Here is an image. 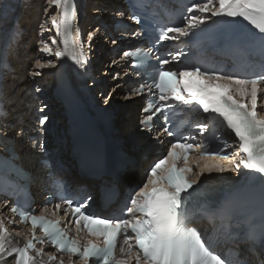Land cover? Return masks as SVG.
Instances as JSON below:
<instances>
[{"label":"snow or ice","instance_id":"1","mask_svg":"<svg viewBox=\"0 0 264 264\" xmlns=\"http://www.w3.org/2000/svg\"><path fill=\"white\" fill-rule=\"evenodd\" d=\"M46 2L55 14L49 17L52 28H43L42 32L55 29L56 36L66 37L77 13L75 0ZM130 7L132 19L148 34L146 39L152 48L159 50L158 46L170 41L196 47L200 37L211 33L212 39L224 49L231 48L249 57V63L259 67V74L249 73L248 78H241L240 67L207 66L198 57H188L180 45L175 51H167L169 58L156 56L155 62L152 48L124 51L121 59L133 60L136 74L143 72L146 77L134 94L148 92L153 97L143 108L147 115L140 125L145 131L152 130L154 117H162L168 125L169 110L178 107L207 114L205 120L194 125L196 135H182L163 127V133L175 137L174 142H170L162 158L153 162L144 182L133 189L117 215L102 217L90 212L91 196L83 202H74L64 181L50 173L54 195L67 205L65 217L71 214L69 222H74L76 235H69L61 227L63 218L50 219L45 215L47 208L37 215L34 209L13 205L10 211L19 215L20 222L30 223L31 237L26 236L20 246L0 217V261L4 264H264V226L232 231V225H222L220 235L232 250L228 255L217 252L212 238L206 241L196 228L189 226L198 215L192 207L200 191L196 185L206 172L246 169L260 174L259 179L264 181V0H194L180 21L167 23L145 15L146 9L137 11L135 3ZM95 36L96 31L89 33L88 41ZM56 43L53 38L51 45ZM63 43V50L58 47L53 50L49 43H42L39 52L52 59L37 60L34 68L38 71H33L32 76L57 68V60L62 61L61 67L66 60L80 69L85 67L83 45L78 50L75 43L69 46L66 38ZM182 57L185 62L179 70L166 68L173 62L179 65ZM47 119L46 115L42 116L40 124H45ZM221 126L234 134L235 146L219 132ZM196 136L201 142H197ZM0 137H4L2 131ZM213 142L219 146L213 147ZM229 148L231 153L227 152ZM221 161H227V166ZM45 166L52 167L47 162ZM61 207L62 204H56L52 215ZM9 223L17 222L9 219ZM38 228L43 236L36 235ZM81 232L85 233L84 237ZM20 235L16 232V236ZM45 243H50L55 252L45 254L43 247H36ZM64 256L68 257L67 261Z\"/></svg>","mask_w":264,"mask_h":264},{"label":"rangeland","instance_id":"2","mask_svg":"<svg viewBox=\"0 0 264 264\" xmlns=\"http://www.w3.org/2000/svg\"><path fill=\"white\" fill-rule=\"evenodd\" d=\"M83 1H84L83 2L84 10L87 12H90L88 14V17H90V19H92L93 21L86 19L87 15L85 12V19H86L84 21L85 24L83 22L84 18L82 20H79V22L81 23L80 26L82 28L80 30L79 35H81L83 46H88L90 44V42L93 41L92 40V41L88 42V34L93 32V31H96V36L94 37L96 40L94 41V44L92 45V47L94 49L95 48L94 46H96L97 51L93 53V57H94V59H97V65H99L100 70L102 69L100 71V73L105 76L106 85L107 86H111V85L115 86V89H112L110 91V94H112V92L115 94L116 100L113 102V104L114 105L117 104V106L119 108L118 118H117L116 122L119 125V127L123 130V132H126L129 129H126L127 127H125L121 124V119H119L121 112L126 110L127 108H129V106L139 105L140 102H139V100H131V101L127 100V97L125 96V91H123L119 87V85H121L122 81L120 79L119 80L115 79L117 74H119V72H117V70H119V69H117L116 72H114V71L109 72V71H107V70H109V67H107V69L104 68L105 64L110 65L112 62V60L109 59V57H110L109 48L112 45V42H111L112 38L109 41L108 40L109 37L107 35L108 32L107 31L106 32L100 31V29L102 27L101 26L102 23L103 24H110V23L114 22L113 21L114 20V14H116L117 11L119 12L118 6L124 7V5H121L120 1H118V0H90L91 2L89 0H83ZM33 2L36 4L35 7L39 6V8L36 7V9L33 10L32 5L30 6V4H32ZM40 2H41V4H40ZM0 4H1V8H0L1 14L0 15L2 16L4 14V11L7 9V6H9V5H8V3H6V0H4V5H3V0H0ZM88 4H90L89 5L90 8H87ZM15 5H16V7L13 6L12 11H15V14H17L15 16L19 18L18 29L20 31V34H22V37L25 36V39H26L25 45L27 46V49H26V54H24V56H20V53H21L20 51H19V55H18V53L15 54V56H18L19 59L14 60L12 57V66L14 68V73L16 72L17 74H19V72H21L20 70H25V74L23 75L24 78L21 77L17 80V81H19V84L21 86H24V84H26L27 86H32L31 83H28V80H29L28 76H31L30 73H32L33 71H36L37 69H31V66L29 67V62L25 61V60L23 61L22 57L26 56V57H29V59L32 57L31 58L32 60L30 62L33 64V62H34L33 59L37 56L36 46H37L38 38H36L34 45L31 44V39H34V34L36 32L37 33L35 34V36L38 34L37 37H39V32H40L39 31V28H40L39 25L44 24L43 23L44 21H45V24H44V26L41 27V29L43 27L45 28V27H49L51 25L49 17L52 15V13H50V12H54L53 14H55V10L53 9L52 6L47 4L46 0H28V1L27 0H17V3ZM3 6H4V10H2ZM27 6H30V7H27ZM105 7H109L110 10H113L114 12L109 13L107 11V8H105ZM82 8H83V6H82ZM9 9H10V6H9ZM27 10H28V12H26ZM23 19H25V20H23ZM32 19L36 20V23H37V25H36L37 29L35 31H31V27L29 28V26H28V21L31 22V21H33ZM1 24H3V25H1ZM4 26H5V28H4ZM20 26L22 27L21 30H20ZM50 27H52V26H50ZM112 27L113 26H111L110 29ZM13 29H15L14 21H8V20L5 21V18H4V20L2 19L0 21V48L2 47L0 50V58L3 57V59H5V60H3L2 62H8L9 64L11 62L10 61L11 59H9L10 58L9 51L11 52L12 49L10 48V50H7L6 52H4V51L6 50V46L8 44V40L10 38V34H11ZM25 33H26V35H25ZM17 38L20 39L21 37L19 38V36H17ZM17 38H15V39H17ZM107 40H108V42H107ZM90 46H91V44H90ZM53 50H54V48H53ZM3 53H4V55H3ZM7 55H8V58H7ZM21 63H22V65H21ZM112 64H113V62H112ZM106 73L108 76L105 75ZM119 78H121V77L119 76ZM9 85H7V87H5V90H6L5 92H7V94H10L12 91V89H9V90H11L9 92V90H8ZM13 89L16 90L15 87H13ZM108 92L109 91L105 92L104 95L102 97H100V101H99L100 105H102V103H104L107 100L106 98L108 96ZM12 103L17 104L18 102H12ZM119 113H120V115H119ZM122 126H123V128H122ZM138 130H139V127H137L136 131L139 132ZM139 133H141V132H139Z\"/></svg>","mask_w":264,"mask_h":264},{"label":"bare ground","instance_id":"3","mask_svg":"<svg viewBox=\"0 0 264 264\" xmlns=\"http://www.w3.org/2000/svg\"><path fill=\"white\" fill-rule=\"evenodd\" d=\"M28 1V0H27ZM81 1L82 0H78V3H77V5H76V7H77V13L76 14H78L79 12H80V10L82 9V4H81ZM90 1V0H89ZM91 2V1H90ZM93 2V1H92ZM6 3H8V5L10 6V9H9V6H7V9L4 11V14L1 16L0 15V21L3 19L4 20V18H5V21L6 20H8V21H14V18H16V16L15 15H17V14H15V11H12V7L14 6V7H16V3H17V0H6ZM89 3V2H88ZM40 4H41V2H40ZM102 4V3H101ZM3 5H4V0H3ZM32 5V9L33 10H35L36 9V7H38L39 8V6H36L35 7V3L33 2L32 4H30V6ZM89 5L90 4H88L87 5V8H90L89 7ZM107 5V4H106ZM114 5V4H113ZM30 6H27V7H30ZM0 8H1V4H0ZM29 9V8H28ZM2 10H4V6L2 7ZM26 12H28V10L26 11ZM32 12V11H31ZM86 12V15H87V18L86 19H89L90 21H93L92 19H90V17H88V14L90 13V12H87V11H85ZM33 13V12H32ZM1 14V13H0ZM24 14V13H23ZM92 18V17H91ZM83 19V18H82ZM85 18L83 19V22L86 20ZM23 20H25V19H23ZM33 20V19H32ZM128 21H129V19H127ZM88 21V20H87ZM77 22H79V20H77ZM2 23V22H1ZM4 24V23H3ZM3 24H1V25H3ZM51 24V23H50ZM84 24H85V22H84ZM36 25H37V23H36V20H33V21H31V22H29L28 21V26H29V28L31 27V31H35L36 29H37V27H36ZM14 26H15V24H14ZM27 26V27H28ZM51 26V25H50ZM4 28H5V26H4ZM21 26H20V30H21ZM44 28V27H43ZM42 28V29H43ZM37 33V32H36ZM35 33V34H36ZM17 34V35H16ZM20 31H19V29H18V27L17 28H15V29H13L12 30V32H11V34H10V38H9V40H8V44H10V42L12 41V40H14L15 38H17V36H19V38L21 37V40H20V42H22L23 44H25V41H26V39H25V36L24 37H22V34H20ZM35 34H34V39H31V44H33L34 45V43H35V40H36V38H39V37H37V35L35 36ZM25 35H26V33H25ZM81 36V35H80ZM82 39V38H81ZM96 39L95 38H93V41H92V43H94V41H95ZM109 40V39H108ZM108 40H107V42H108ZM102 41V40H101ZM110 41V40H109ZM89 42V41H88ZM97 42V41H96ZM12 44V43H11ZM114 44H116V43H114ZM32 45V46H33ZM83 45V44H82ZM31 46V45H30ZM91 47H92V45L89 47L90 49H91ZM2 48V47H1ZM1 48H0V50H1ZM101 48V47H100ZM92 49H93V47H92ZM99 49V48H98ZM10 50V49H9ZM106 51V50H105ZM92 52V51H91ZM18 53H19V51H18ZM92 53H94V52H92ZM9 55V54H8ZM8 55H7V58H8ZM21 56V55H20ZM3 58V57H2ZM2 58H0V60L2 59ZM23 58V61H24V58H26V56L25 57H22ZM10 59V58H9ZM21 59V58H20ZM3 60H5V59H3ZM2 60V61H3ZM15 60V59H14ZM99 60V59H98ZM111 60V59H110ZM11 61V60H10ZM8 63V62H7ZM19 63V62H18ZM17 63V64H18ZM57 63V62H56ZM9 64V63H8ZM21 65H22V63H21ZM20 65V66H21ZM16 66V65H15ZM19 67V66H18ZM24 68V67H23ZM22 68V69H23ZM57 69H58V64H57V68H55V69H51V70H47V71H50V72H52V73H56V71H57ZM102 70V69H101ZM21 72H19V74H17L16 72L15 73H13V72H10V73H8V75L6 76V78H5V87H7V85H9V87H8V90L9 89H12V91L11 90H9V92L11 91V93L10 94H7V92H6V95H7V97L9 98V101L12 103V102H18L17 104L18 105H22L24 102H29L30 100H31V97L29 96V94H33V93H36V91L38 90V85H36V84H32V86H27L26 84H24V86H21L20 84H19V81H17L19 78H24L23 77V75L25 74V70H20ZM37 71V70H36ZM3 72H4V70H3V67L0 65V73H2L3 74ZM118 72V71H117ZM99 75H101V76H104L103 74H101L100 72H99ZM105 75H107V73L105 74ZM108 76V75H107ZM26 78V77H25ZM122 80V79H121ZM25 81V80H24ZM26 83V82H25ZM91 85V87H89ZM90 85H88V88H92V83L90 84ZM105 86L107 87V85L105 84ZM13 87H15L16 88V90H14L13 89ZM115 89V88H114ZM7 90V91H8ZM6 91V90H5ZM112 95V96H111ZM107 97H110L109 99H108V101H107V103H106V107L107 108H116V106H117V104H113V102L116 100V97H115V94L112 92V94H110V92L108 93V96ZM132 100H138V99H133L132 97H130ZM135 98H137V97H135ZM139 102H140V104L139 105H134V106H129V108H127L126 110H124V111H122L121 112V115H120V113H119V115H120V119H121V124L123 125V126H125V127H127V129H133V131L135 132L133 135H134V137L136 138V139H139V141L140 142H143L144 141V139H141L140 140V136L139 135H137V133H136V129H137V127H138V117H139V115H141L142 114V111H141V108H142V103H141V101L139 100ZM16 104V103H15ZM131 104V103H130ZM127 113H130L131 115H128ZM85 141H86V143H88V144H91L92 142H93V139H92V137H90V136H87L86 138H85ZM27 142V140H23V139H17L16 140V146H17V148L18 149H21L22 150V154H23V156L25 157V158H28V159H30L31 157H37L38 155H39V152L37 151V150H35V149H33L31 146H30V144L29 143H26ZM144 143V142H143ZM152 143V146L151 147H155V142H151ZM29 144V145H28ZM137 144H139V142H137ZM148 145H151V144H148ZM119 154L120 155H122V154H124V151H120L119 152ZM114 159L115 158H110V160L111 161H114ZM154 159V151H152L151 153H149V154H147L146 155V157H143V158H138L137 160H136V165H131L130 167H129V169H128V173L129 174H131V173H136V174H140L141 173V170H145L147 167H148V164L152 161ZM71 180H75V181H80V179L78 178V176L76 175V169L74 168L73 170H72V173H71ZM123 185H128L127 184V181H124V183H122ZM93 189V188H92ZM93 191H94V189H93ZM0 209L2 210V215H0V217H3V218H6V217H8V218H11V215L9 214V212H8V209H9V207L8 206H4V205H0ZM12 236L14 237V239L19 243V245H21V244H23V239L20 237V236H16V235H14V234H12ZM12 263V262H11ZM0 264H4V262L3 261H0Z\"/></svg>","mask_w":264,"mask_h":264},{"label":"water","instance_id":"4","mask_svg":"<svg viewBox=\"0 0 264 264\" xmlns=\"http://www.w3.org/2000/svg\"><path fill=\"white\" fill-rule=\"evenodd\" d=\"M92 114H94V111H92ZM102 122H103V119L96 115L95 130H97L99 128V126L102 124Z\"/></svg>","mask_w":264,"mask_h":264}]
</instances>
